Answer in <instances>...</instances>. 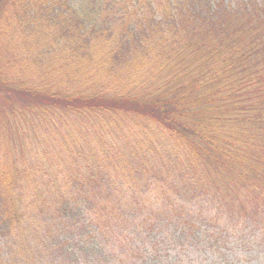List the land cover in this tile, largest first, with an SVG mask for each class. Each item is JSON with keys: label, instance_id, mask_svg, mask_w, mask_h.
<instances>
[{"label": "trees", "instance_id": "16d2710c", "mask_svg": "<svg viewBox=\"0 0 264 264\" xmlns=\"http://www.w3.org/2000/svg\"><path fill=\"white\" fill-rule=\"evenodd\" d=\"M264 264V0H0V264Z\"/></svg>", "mask_w": 264, "mask_h": 264}, {"label": "rangeland", "instance_id": "374dc122", "mask_svg": "<svg viewBox=\"0 0 264 264\" xmlns=\"http://www.w3.org/2000/svg\"><path fill=\"white\" fill-rule=\"evenodd\" d=\"M249 263H250V264H256V262H254V261H253V262H252V261H249Z\"/></svg>", "mask_w": 264, "mask_h": 264}]
</instances>
